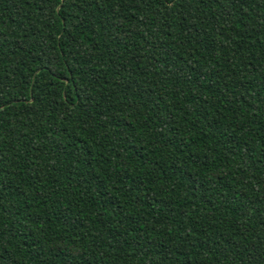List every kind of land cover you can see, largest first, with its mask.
<instances>
[{"label":"trees","instance_id":"obj_1","mask_svg":"<svg viewBox=\"0 0 264 264\" xmlns=\"http://www.w3.org/2000/svg\"><path fill=\"white\" fill-rule=\"evenodd\" d=\"M0 264H264V0H0Z\"/></svg>","mask_w":264,"mask_h":264}]
</instances>
